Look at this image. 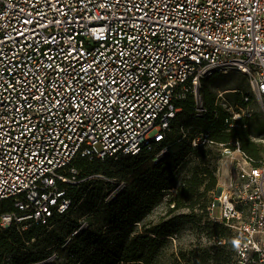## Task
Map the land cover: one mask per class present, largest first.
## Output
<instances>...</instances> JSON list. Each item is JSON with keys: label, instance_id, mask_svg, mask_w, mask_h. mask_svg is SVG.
I'll return each instance as SVG.
<instances>
[{"label": "built area", "instance_id": "1", "mask_svg": "<svg viewBox=\"0 0 264 264\" xmlns=\"http://www.w3.org/2000/svg\"><path fill=\"white\" fill-rule=\"evenodd\" d=\"M231 71L246 74L264 99V0H0V200L12 198L17 208L1 226L26 222V230L68 211L72 200L60 184L93 177L81 178L76 159L152 149L189 96L193 118L208 115L203 80ZM226 94L218 92L216 108L228 112L225 125L239 126L253 96L241 107ZM192 141L221 146L223 190L208 211L233 227L235 264H264V159L204 130ZM110 182L107 201L126 185ZM87 227L81 222L74 235Z\"/></svg>", "mask_w": 264, "mask_h": 264}, {"label": "trees", "instance_id": "2", "mask_svg": "<svg viewBox=\"0 0 264 264\" xmlns=\"http://www.w3.org/2000/svg\"><path fill=\"white\" fill-rule=\"evenodd\" d=\"M207 80H203L201 92L210 110L209 114L198 119L193 118L194 98L189 96L179 104L182 112L173 121L165 140L155 142L152 149L141 151L136 156L123 155L136 161L137 165L127 170L130 177L128 182L124 180L126 185L120 196L107 201L113 188L110 186L101 206L93 205L91 212L93 211L94 215L89 220V227L74 235L81 222L68 220L87 194V185L84 183L88 180L75 186L61 183V187H66V197L72 200L68 211L55 212L46 224L32 222L31 227L26 230L22 228L26 222L15 223L8 228L0 224V264L40 263L54 252L50 246L56 244H59V253L69 251L62 264H152L159 244L171 236V228L158 224L153 228L144 229V232L131 235L135 230V223L139 222L156 199L169 190L171 180L181 170H185L186 174L176 187L177 192L171 194L168 199L170 212L180 211V218L204 227L208 232L212 230L209 233L211 236L217 235L222 224L209 219L208 208L213 198L208 206V195H214L219 188L217 169L221 153L210 148L209 144L194 147L192 139L196 132L204 130L210 134L213 141H238L245 153L256 160L264 159L261 153L263 143L254 139L255 135L264 134V112L243 117L239 126L225 125L228 112L221 107L216 108L217 95L210 93L207 87L203 88ZM236 101L242 106L247 104L240 92L236 93ZM215 108L219 110L218 116L215 114ZM183 124L193 128V133L183 137ZM164 147H168V152L161 160H157L156 155ZM188 154L191 156L187 157ZM111 159L114 158L107 157L106 161L78 158L76 166L82 171L81 178L105 170L108 175L120 179L121 172L109 169ZM16 209L12 198L0 200V221L4 213ZM206 215L209 221L205 220ZM108 224V234L103 235L104 226ZM53 226L56 227L55 230H50ZM59 228V234L52 237V231ZM222 254L221 251L215 254L214 264H219Z\"/></svg>", "mask_w": 264, "mask_h": 264}, {"label": "rangeland", "instance_id": "3", "mask_svg": "<svg viewBox=\"0 0 264 264\" xmlns=\"http://www.w3.org/2000/svg\"><path fill=\"white\" fill-rule=\"evenodd\" d=\"M208 82L203 84V88L207 87L210 93H214L218 96L219 91H227L226 97L232 105H242L236 101V93L240 92L242 97L252 95V102L250 109L252 114H260L264 112V99L257 97L250 84V78L244 73L231 71L227 74H214L207 78ZM249 92L250 94H248ZM217 98V97H216ZM186 119V118H184ZM185 121V120H184ZM188 134L193 133V128L188 127ZM186 129V130H187ZM254 139L258 142H262L261 153L264 156V134L259 136L255 135ZM209 147L221 153V146L218 144H209ZM146 156H148L146 154ZM191 156L188 154L187 157ZM110 168L113 171L121 172L119 175L120 180H126L130 177L127 174L128 169H132L137 165V162L130 159V157L123 156L118 159H111ZM220 162V161H219ZM185 170L178 172V175L171 180L169 184V190H167L161 198L156 199L149 210L145 212L139 222L135 223L136 227L131 236L137 233L144 232V229L153 228L158 224L167 225L171 228V236L166 237L156 249V254L153 258L152 264H214V256L218 251L223 252L219 264H235L236 246L234 241L237 240V235L234 232L231 224L227 222H219L222 226L219 228V232L215 236L209 234L212 230H206L204 227L191 224L187 219L180 218V211L170 212L168 199L171 194H174L173 188H176L182 181ZM91 177L84 184L87 186V194L82 201L77 205V208L70 214L68 220L72 222H87L93 217L94 212H91L93 205L101 206L110 186L115 185L110 182L112 176L108 175L105 170L96 172L89 175ZM213 194L208 195V206L211 204ZM220 206H216L215 213H219ZM102 210V207L100 208ZM188 211V210H186ZM102 217V214L100 215ZM207 215L205 217L206 221ZM205 223H203L204 225ZM63 225V224H62ZM108 225L104 226L103 235L108 234ZM89 227V226H88ZM55 226L50 230H55ZM60 228L57 231H52V237L59 234ZM221 241V242H220ZM59 244L50 246L54 249V252L47 258L40 262L41 264L56 263L62 264L68 257V250L59 253ZM34 263V264H40Z\"/></svg>", "mask_w": 264, "mask_h": 264}, {"label": "clouds", "instance_id": "4", "mask_svg": "<svg viewBox=\"0 0 264 264\" xmlns=\"http://www.w3.org/2000/svg\"><path fill=\"white\" fill-rule=\"evenodd\" d=\"M234 245L236 246V248L240 247V241L239 240H235L234 241Z\"/></svg>", "mask_w": 264, "mask_h": 264}, {"label": "water", "instance_id": "5", "mask_svg": "<svg viewBox=\"0 0 264 264\" xmlns=\"http://www.w3.org/2000/svg\"><path fill=\"white\" fill-rule=\"evenodd\" d=\"M222 190H223V188L219 187L218 190H217V194L220 195L222 193Z\"/></svg>", "mask_w": 264, "mask_h": 264}]
</instances>
